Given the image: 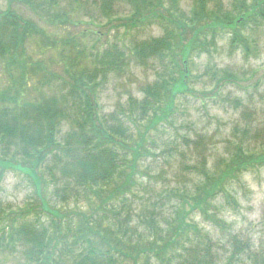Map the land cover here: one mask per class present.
Wrapping results in <instances>:
<instances>
[{
  "label": "trees",
  "instance_id": "trees-1",
  "mask_svg": "<svg viewBox=\"0 0 264 264\" xmlns=\"http://www.w3.org/2000/svg\"><path fill=\"white\" fill-rule=\"evenodd\" d=\"M17 1L43 14L53 10L50 23L84 22L69 18L80 0ZM113 2L129 13L112 27L127 32L155 24L161 34L109 42L90 31L96 37L85 45L77 40L85 29L57 38L12 7L0 9V181L18 171L31 187L23 207L0 216V253L19 245L30 264H235L243 255L264 264L263 251L236 235L219 242L194 221L227 229L218 200L236 208L233 185L264 166V140L250 148L248 123L224 156L210 161L214 136L174 117L199 77L191 63L215 49L220 36L227 34L232 51L250 53V33L264 28V0H229L227 7L223 0H194L188 14L175 0H101L102 16L109 17ZM35 44L41 59L29 54ZM132 61L150 63L155 79L141 87V97L103 113L100 86ZM236 79L224 71L217 81ZM165 165H177L188 185H158L168 182ZM48 186L60 205L50 201Z\"/></svg>",
  "mask_w": 264,
  "mask_h": 264
},
{
  "label": "rangeland",
  "instance_id": "rangeland-1",
  "mask_svg": "<svg viewBox=\"0 0 264 264\" xmlns=\"http://www.w3.org/2000/svg\"><path fill=\"white\" fill-rule=\"evenodd\" d=\"M80 1L81 7L72 13L73 17H69L75 23L77 20L84 21L76 26L70 22L50 23L51 18H54L55 15L53 10H49L47 14H43L40 9L31 11L17 0H12L10 3L9 0H0V9H4L6 6L12 7L21 15L37 20L47 32L51 31L57 34V38L67 35V32L79 34L81 30L85 29L77 37V40L84 41L85 45H90L96 37L95 34H90V31L102 33V36L106 35L103 39L109 42H122L125 35L143 40L161 34V29L155 24L140 25L137 30H128L127 32L125 31L126 27L122 25L117 28L112 27L119 22L123 23V19L127 17L129 7L125 4L113 2L112 12L108 14L107 18L102 16L99 11L101 0ZM175 1L179 12L183 11L188 14L194 0ZM228 1L223 0L225 7L228 6ZM59 5H61V9L71 11V8L67 7V3L59 2ZM38 14L41 15L40 20L37 18ZM89 17L93 18V22L89 21ZM117 17L121 18L119 22L115 20ZM250 34L252 43L248 55H245L240 49L232 51L227 42V34H225L226 36H220L216 40L215 49H211L209 53L203 54L199 58H194V63H191L189 68L194 70L196 77H199L192 81L193 85L189 87L191 92L184 93L180 102L178 101V106H181L177 107L174 115L178 123H182V125L189 123L196 130L207 128L209 134L214 136L210 161L214 159L216 161L224 156L229 149V142L233 143L239 140L248 123L251 124L249 125L251 130L244 134V138L251 143L250 148L253 149L264 140V28L253 30ZM31 50H29L31 57L34 56L35 59L43 57L40 54V47L36 44ZM52 55L56 56L55 51L51 52ZM147 65L149 66H138L132 61L122 74L108 77L98 91V102L103 113L118 111L122 105H125L129 96L136 98L142 96L141 87L153 81L157 71L155 67H150V63ZM155 65L159 69L158 64ZM60 67V64L54 66L53 70L59 73ZM224 71L234 75L237 79L225 82L217 81ZM216 86L219 88L217 89ZM202 89L205 90L203 98L201 96ZM235 99H238L240 104H236ZM244 113H248V116H245ZM235 126L236 129H234ZM152 130H154L152 132L158 133V129L153 128ZM184 131L182 129V132ZM157 146L159 150L160 143H157ZM163 158L162 156L157 158L158 164H162ZM172 167L166 166L165 177L168 182L159 180L158 185L168 183L188 185L183 171L179 170L177 165ZM172 172L174 173L172 174ZM233 186L231 193L235 198L236 208L227 206L222 198L218 200L217 216L226 224L225 231H221L217 226L198 216L194 218V221L219 242L228 244L230 235H236L241 241L252 245L253 251L264 252V166L246 172L240 182ZM51 188L52 186H48L47 190L50 201L60 205L56 202L58 198L55 199V196L51 194ZM30 194L31 187L21 173L18 171L6 172L0 181V216L23 207L24 203L30 199H27ZM234 263L251 264L244 255L242 261L234 260ZM0 264L30 263L23 259L21 247L18 245L9 251L0 253Z\"/></svg>",
  "mask_w": 264,
  "mask_h": 264
}]
</instances>
